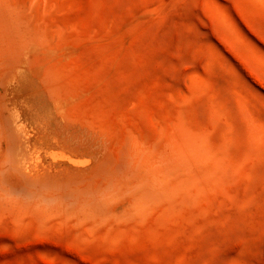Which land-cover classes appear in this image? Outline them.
I'll use <instances>...</instances> for the list:
<instances>
[{
    "label": "rangeland",
    "instance_id": "374dc122",
    "mask_svg": "<svg viewBox=\"0 0 264 264\" xmlns=\"http://www.w3.org/2000/svg\"><path fill=\"white\" fill-rule=\"evenodd\" d=\"M0 264H264V0H0Z\"/></svg>",
    "mask_w": 264,
    "mask_h": 264
},
{
    "label": "bare ground",
    "instance_id": "6f19581e",
    "mask_svg": "<svg viewBox=\"0 0 264 264\" xmlns=\"http://www.w3.org/2000/svg\"><path fill=\"white\" fill-rule=\"evenodd\" d=\"M190 149V148H189ZM175 152V151H174ZM176 153V152H175ZM206 160V159H205Z\"/></svg>",
    "mask_w": 264,
    "mask_h": 264
}]
</instances>
